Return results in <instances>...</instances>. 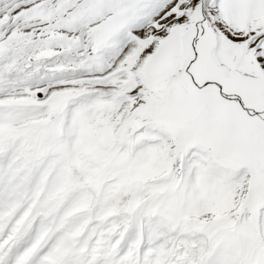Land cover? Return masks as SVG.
<instances>
[{
	"label": "snow or ice",
	"instance_id": "snow-or-ice-1",
	"mask_svg": "<svg viewBox=\"0 0 264 264\" xmlns=\"http://www.w3.org/2000/svg\"><path fill=\"white\" fill-rule=\"evenodd\" d=\"M0 264H264V0H0Z\"/></svg>",
	"mask_w": 264,
	"mask_h": 264
}]
</instances>
